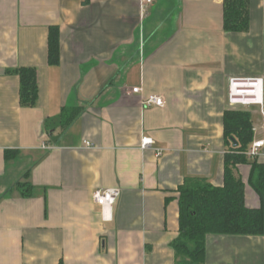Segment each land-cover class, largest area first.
I'll use <instances>...</instances> for the list:
<instances>
[{"label":"crops","instance_id":"crops-1","mask_svg":"<svg viewBox=\"0 0 264 264\" xmlns=\"http://www.w3.org/2000/svg\"><path fill=\"white\" fill-rule=\"evenodd\" d=\"M248 1L250 30L228 33L224 0H0V264H177L179 189L224 184L229 79L264 80V0ZM23 68L37 71L34 108L20 103ZM150 95L165 107L144 109ZM72 107L84 111L63 133ZM246 111L264 140V108ZM250 171L237 174L258 209ZM102 189L121 190L109 221L93 200ZM205 264H264V237L209 236Z\"/></svg>","mask_w":264,"mask_h":264},{"label":"trees","instance_id":"trees-1","mask_svg":"<svg viewBox=\"0 0 264 264\" xmlns=\"http://www.w3.org/2000/svg\"><path fill=\"white\" fill-rule=\"evenodd\" d=\"M224 30L228 33H247L250 30L249 1L224 0ZM49 65L60 64V32L51 28L48 39ZM12 73L20 78V103L34 108L39 99L37 71L23 68ZM82 107L64 108L60 125L66 133L80 118ZM225 154L224 184L215 187L202 179L187 181L179 189V237L172 244L177 264H205L206 241L209 236L264 237V163L247 157L254 143L251 114L230 110L224 115ZM13 152H6L9 162ZM239 166H250L248 186L256 193L260 208L250 209L245 200V184L237 174ZM30 177V171L25 180ZM22 196L34 195L29 183H19Z\"/></svg>","mask_w":264,"mask_h":264},{"label":"built area","instance_id":"built-area-1","mask_svg":"<svg viewBox=\"0 0 264 264\" xmlns=\"http://www.w3.org/2000/svg\"><path fill=\"white\" fill-rule=\"evenodd\" d=\"M88 1V0H84ZM155 0H141L142 9L150 7L154 4ZM134 95H142V90L139 88L133 89ZM166 103L163 97L150 95L142 98V107L144 109L160 108L163 109ZM228 105L232 110L248 109L251 107L264 108V80L259 78H230L228 84ZM87 149L93 148L89 142H84ZM153 141L151 139L143 138L141 140V149H152ZM55 147L48 143L42 146L43 151L50 152ZM264 149V140L254 142L247 153L249 159L256 160L262 156ZM158 157L162 152L157 151ZM121 195L120 189H102L94 193V203L102 209L104 220H111L110 215H107L113 205Z\"/></svg>","mask_w":264,"mask_h":264}]
</instances>
